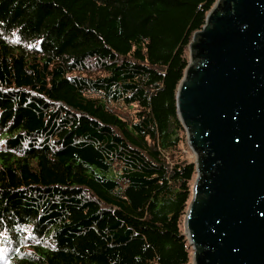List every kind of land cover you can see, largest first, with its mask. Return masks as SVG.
<instances>
[{
	"label": "trees",
	"instance_id": "trees-1",
	"mask_svg": "<svg viewBox=\"0 0 264 264\" xmlns=\"http://www.w3.org/2000/svg\"><path fill=\"white\" fill-rule=\"evenodd\" d=\"M217 0H0V264H190L176 89Z\"/></svg>",
	"mask_w": 264,
	"mask_h": 264
},
{
	"label": "water",
	"instance_id": "water-1",
	"mask_svg": "<svg viewBox=\"0 0 264 264\" xmlns=\"http://www.w3.org/2000/svg\"><path fill=\"white\" fill-rule=\"evenodd\" d=\"M189 48L175 99L197 155L191 264H264V0H217Z\"/></svg>",
	"mask_w": 264,
	"mask_h": 264
},
{
	"label": "rangeland",
	"instance_id": "rangeland-1",
	"mask_svg": "<svg viewBox=\"0 0 264 264\" xmlns=\"http://www.w3.org/2000/svg\"><path fill=\"white\" fill-rule=\"evenodd\" d=\"M185 136H186V133H185ZM181 148H182L183 153L187 156V158L188 159L191 158L193 160V162H194V159L196 158L197 155H196V153L193 150H191V148L189 147L187 141H186V145H184V146L181 145ZM191 251H192V249H191ZM191 255H192V252H191ZM191 261H192V259H191ZM190 264H191V262H190Z\"/></svg>",
	"mask_w": 264,
	"mask_h": 264
}]
</instances>
